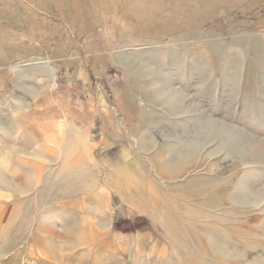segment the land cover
I'll return each instance as SVG.
<instances>
[{
    "label": "rangeland",
    "instance_id": "rangeland-1",
    "mask_svg": "<svg viewBox=\"0 0 264 264\" xmlns=\"http://www.w3.org/2000/svg\"><path fill=\"white\" fill-rule=\"evenodd\" d=\"M240 24L143 53L141 124L118 140L173 264H264V30ZM5 145L0 264H118L124 255L94 236L89 207L71 202L75 182L36 179L15 164L25 151Z\"/></svg>",
    "mask_w": 264,
    "mask_h": 264
},
{
    "label": "crops",
    "instance_id": "crops-1",
    "mask_svg": "<svg viewBox=\"0 0 264 264\" xmlns=\"http://www.w3.org/2000/svg\"><path fill=\"white\" fill-rule=\"evenodd\" d=\"M223 21L264 30V0H0V142L25 151L15 164L36 179L75 182L71 202L89 207L118 264H173L118 146L141 124L143 53L170 51L183 34L189 48Z\"/></svg>",
    "mask_w": 264,
    "mask_h": 264
}]
</instances>
